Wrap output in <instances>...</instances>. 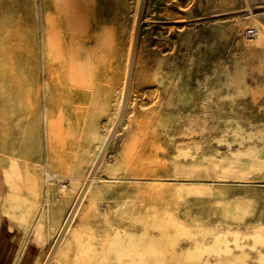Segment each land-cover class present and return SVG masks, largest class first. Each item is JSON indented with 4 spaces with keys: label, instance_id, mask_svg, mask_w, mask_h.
Segmentation results:
<instances>
[{
    "label": "rangeland",
    "instance_id": "1",
    "mask_svg": "<svg viewBox=\"0 0 264 264\" xmlns=\"http://www.w3.org/2000/svg\"><path fill=\"white\" fill-rule=\"evenodd\" d=\"M49 1L42 40L39 0H0V204L39 245L34 264L117 116L139 5ZM89 25L117 30L120 52L95 49L98 74L69 85ZM75 235L85 264H264V0L144 1L125 113L49 264H84Z\"/></svg>",
    "mask_w": 264,
    "mask_h": 264
},
{
    "label": "bare ground",
    "instance_id": "2",
    "mask_svg": "<svg viewBox=\"0 0 264 264\" xmlns=\"http://www.w3.org/2000/svg\"><path fill=\"white\" fill-rule=\"evenodd\" d=\"M139 2H140V0H139ZM4 4H7V2L4 3ZM9 4H10V2H9ZM49 4H53V3H51V1H49V0H39L38 19L36 20V23H37L36 24V27H37L36 29H37V35H39L40 39H42V40H44V39L47 40L48 39V35L49 34H48L47 26H49V23L51 21L53 22V19L51 18V16L48 13ZM14 5H16V4H14ZM59 5H60L59 3H54L53 4V6L55 8L59 7ZM0 7H1V5H0ZM16 7H17V5H16ZM2 8L3 9L5 8L6 10H8L6 7L2 6ZM138 8H139V5H138ZM137 14H138V11H137ZM136 21H137V15H136ZM136 21H135V25H136ZM56 22H57L58 26H60L64 30L67 29L68 24H69V23H67L66 19H56ZM54 23H55V21H54ZM21 27H22V25H21ZM88 28H90L91 30L86 32L85 35H83V39H82L81 42H82L84 47L93 44L92 46H94V49L92 48L93 50H91V49L84 48L85 58H86L85 62H84V66L85 67L81 68L82 69L81 71L78 69L79 70V72H78L77 68H75V66H73V65H66V69L64 70V72L61 71V74H64L65 77L67 78V81H68L69 85H76V86L79 85L80 86L83 83L87 84V82H86L87 79L84 78L86 75L89 74L90 76H92L93 74H98L99 71L97 70V67L95 68V65L96 66L99 65V63L102 60H103L102 62L105 63V59L101 58L102 55L95 53V49H99V50L102 49L103 50V49L107 48L113 54H117L118 52H120V45L118 43H116V42H115V44H113L114 42L113 43H109L110 47H108L107 46V42L105 41V39H108L107 38L108 35L110 37H112V39L114 37H118L119 33H118L117 30L107 31V29H103L100 32H94L93 31L94 27L92 25L91 26L89 25ZM21 30L22 29H20V31ZM38 31L40 32L39 34H38ZM134 31H135V27H134ZM134 31H133V37H134ZM258 38H260V37H258ZM66 44H69V42H67ZM132 44H133V38H132ZM132 44H131V49H132ZM16 49H17V52L19 53L18 54L19 58L16 60V66L20 67V69H23L25 61H26L23 48L20 45H18V48H16ZM135 50H136V48H135ZM41 55H42L41 59L43 61L41 63V70H42V73H43L44 84H46L48 76L51 75V67H50L49 62L46 60V58L49 59L51 57V52H50V50H48L46 52H43ZM130 55H131V51H130ZM134 58H135V55H134ZM100 59H102V60H100ZM129 61H130V57H129ZM133 63H134V59H133ZM69 64H71V62ZM128 67H129V63H128ZM128 67H127V72H128ZM132 70H133V68H132ZM131 74H132V72H131ZM126 79H127V74H126ZM24 84H25V80L20 82V85H21L20 86V90L21 91L23 90ZM125 85H126V80H125ZM66 92H67V94L69 96H74V94L72 92V89H70V86H69L68 89H66ZM124 92H125V87H124ZM124 92H123V97H124ZM84 97H85V95H84ZM127 98H128V94H127ZM122 102H123V98H121V102H120V105H119L117 116L114 118L111 127L109 128L108 132L106 133V135H105V137H104V139H103V141L101 143V146L99 147V149L97 151V154H96L94 160L92 161V163L90 165L89 171H88V173H87V175H86V177H85V179H84V181L82 183V186H84L85 182L88 180V177H89V174L91 172V169H92V167H93V165H94L99 153L101 152L105 141L107 140L109 134L111 133V130L113 129V127L115 125V122H116V120L118 118V115L120 113V110H121ZM86 103H87V101H85V105H86ZM90 181L91 180H89V182Z\"/></svg>",
    "mask_w": 264,
    "mask_h": 264
},
{
    "label": "crops",
    "instance_id": "3",
    "mask_svg": "<svg viewBox=\"0 0 264 264\" xmlns=\"http://www.w3.org/2000/svg\"><path fill=\"white\" fill-rule=\"evenodd\" d=\"M92 180H93V178L89 182L87 190H88ZM82 187L80 188V191H81ZM87 190H86V192H87ZM80 191H79V193H80ZM6 192H7V187L5 185V182L0 180V199H2L5 196ZM86 192H85V194H86ZM79 193H78V195H79ZM85 194L83 195V197L85 196ZM78 195H77V197H78ZM77 197H76V199H77ZM76 199H75V201H76ZM82 200H83V198L81 199V201ZM75 201H74V203H75ZM74 203H73V205H74ZM73 205L71 206V209H72ZM71 209L69 210V212L71 211ZM69 212H68V214H69ZM68 214H67V216H68ZM67 216H66V218H67ZM66 218H65V220H66ZM65 220L62 222L61 226L59 227V230L56 234V237L58 236L61 228L63 227ZM70 223H71V221H70ZM70 223H69V225H70ZM69 225H68V227H69ZM68 227H67V229H68ZM19 231L20 230L15 226V224H12L9 221V219L6 217V215H4L2 213L1 204H0V264H34L35 261L37 260V258L39 257L41 250H40L39 245L33 240V235L30 234L29 236H26L23 230H21V232H19ZM66 232H67V230H66ZM56 237H55V239H56ZM74 238H75L76 243L78 244L79 259L81 261H83L85 264V262H86V248L89 245L83 243L81 241V238L79 235H75ZM58 247H57V249H58ZM56 252H57V250L55 251V253ZM55 253H54V255H55ZM54 255H53V257H54ZM66 255H67L66 250L60 251V256L62 258H65ZM46 258H47V256L45 257V259L43 261H38L36 264H44Z\"/></svg>",
    "mask_w": 264,
    "mask_h": 264
},
{
    "label": "water",
    "instance_id": "4",
    "mask_svg": "<svg viewBox=\"0 0 264 264\" xmlns=\"http://www.w3.org/2000/svg\"><path fill=\"white\" fill-rule=\"evenodd\" d=\"M144 1L145 0H140L139 2V8H138V14H137V21H136V25H135V31H134V37H133V44H132V49H131V55H130V61H129V67H128V72H127V79H126V85H125V92H124V97H123V102H122V106H121V110H120V113L118 115V118L115 122V125L113 127V129L111 130V133L109 134L107 140L105 141L103 147H102V150L101 152L99 153L92 169H91V172L89 174V177H88V180L85 182L84 186L82 187L71 211L69 212L66 220H65V223L63 225V227L61 228L58 236L56 237L48 255H47V258L45 260V263L44 264H49L55 251L57 250V247L59 246L66 230H67V227L71 221V219L73 218L80 202H81V199L83 198V195L85 194L86 190H87V187L89 185V180H91L103 158V155L105 154L117 128L119 127V124L123 118V114L125 112V108H126V103H127V94H128V91H129V83H130V80H131V72H132V68H133V59H134V55H135V48H136V44H137V40H138V36H139V29H140V24H141V17H142V12H143V6H144Z\"/></svg>",
    "mask_w": 264,
    "mask_h": 264
},
{
    "label": "built area",
    "instance_id": "5",
    "mask_svg": "<svg viewBox=\"0 0 264 264\" xmlns=\"http://www.w3.org/2000/svg\"><path fill=\"white\" fill-rule=\"evenodd\" d=\"M249 34H251V32H249Z\"/></svg>",
    "mask_w": 264,
    "mask_h": 264
}]
</instances>
